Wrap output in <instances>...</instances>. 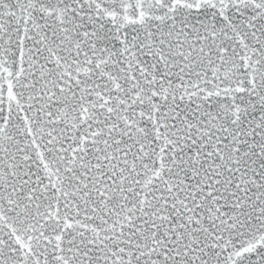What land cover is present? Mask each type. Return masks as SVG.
Returning a JSON list of instances; mask_svg holds the SVG:
<instances>
[{
    "label": "snow or ice",
    "instance_id": "6c2138e0",
    "mask_svg": "<svg viewBox=\"0 0 264 264\" xmlns=\"http://www.w3.org/2000/svg\"><path fill=\"white\" fill-rule=\"evenodd\" d=\"M0 264H264V0H0Z\"/></svg>",
    "mask_w": 264,
    "mask_h": 264
}]
</instances>
